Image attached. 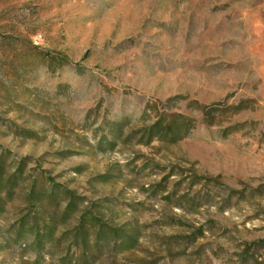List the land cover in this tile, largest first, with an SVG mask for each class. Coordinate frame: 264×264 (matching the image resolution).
<instances>
[{
  "label": "rangeland",
  "instance_id": "rangeland-1",
  "mask_svg": "<svg viewBox=\"0 0 264 264\" xmlns=\"http://www.w3.org/2000/svg\"><path fill=\"white\" fill-rule=\"evenodd\" d=\"M0 264H264V0H0Z\"/></svg>",
  "mask_w": 264,
  "mask_h": 264
},
{
  "label": "trees",
  "instance_id": "trees-1",
  "mask_svg": "<svg viewBox=\"0 0 264 264\" xmlns=\"http://www.w3.org/2000/svg\"><path fill=\"white\" fill-rule=\"evenodd\" d=\"M161 127L163 126L162 124L159 123H156L154 126H160ZM172 127V128H171ZM165 128V130L163 131V133L166 135V134H173L174 136H176V139L174 138L173 141H176L178 139H181L182 136H178L177 134L181 133V129H176V130H173V122L171 120H169L166 124V127H163ZM190 130V127L188 125H186L185 129L183 132H185L184 134H187ZM162 133V134H163ZM15 176H19V174L16 172L15 174L12 175V177L9 179L10 181L13 182V184H15L18 179H15L16 177ZM56 187H51V198H54L56 197L55 196V189ZM54 194V195H53ZM79 199L75 200V199H70V201L68 202V204L66 205L63 213L61 214V221L64 222L66 220H68L72 215L73 213L77 211V206L79 204ZM88 215V214H87ZM85 217V215L83 214L82 216V219ZM81 219V221H82ZM91 222H92V228L95 230V239L97 241L101 240V239H105L103 237H105L106 235H109L114 243V245L117 244V241L121 238V235L119 230L117 229H111L107 226H105L104 224H102L97 218L95 217H92L90 218ZM25 222H27V217L24 218L23 222L21 223V226H20V229H22V227L25 225ZM32 226L35 227V240H34V244L37 245V246H40L41 243H42V240L44 238V236L47 234V230H48V235L49 236H52L55 232L54 229H51V228H47L45 225H42L41 223H39L38 221L35 222V224H33ZM20 231V230H19ZM18 231V233H19ZM17 233V235H18ZM20 238V235L18 236ZM17 237V238H18ZM40 254V253H39Z\"/></svg>",
  "mask_w": 264,
  "mask_h": 264
}]
</instances>
